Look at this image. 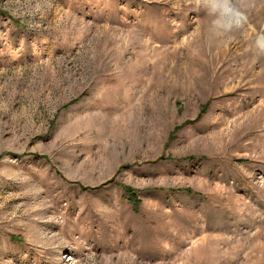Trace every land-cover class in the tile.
Returning a JSON list of instances; mask_svg holds the SVG:
<instances>
[{
    "label": "rangeland",
    "instance_id": "1",
    "mask_svg": "<svg viewBox=\"0 0 264 264\" xmlns=\"http://www.w3.org/2000/svg\"><path fill=\"white\" fill-rule=\"evenodd\" d=\"M243 3L225 37L198 0H0V264H264Z\"/></svg>",
    "mask_w": 264,
    "mask_h": 264
},
{
    "label": "clouds",
    "instance_id": "2",
    "mask_svg": "<svg viewBox=\"0 0 264 264\" xmlns=\"http://www.w3.org/2000/svg\"><path fill=\"white\" fill-rule=\"evenodd\" d=\"M198 7L207 17L208 31L225 37L239 31L250 19V8L243 0H198ZM254 45L264 54V31L257 32Z\"/></svg>",
    "mask_w": 264,
    "mask_h": 264
},
{
    "label": "trees",
    "instance_id": "3",
    "mask_svg": "<svg viewBox=\"0 0 264 264\" xmlns=\"http://www.w3.org/2000/svg\"><path fill=\"white\" fill-rule=\"evenodd\" d=\"M125 191H126V193L129 195V199H130V201L132 202L133 206H134L135 208H137V206H139V204H140V201H139V199L137 198V196L135 195V193H134V189L125 186ZM187 191H188V193H192L191 190H187Z\"/></svg>",
    "mask_w": 264,
    "mask_h": 264
}]
</instances>
